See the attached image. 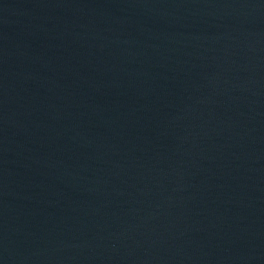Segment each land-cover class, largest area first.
Returning a JSON list of instances; mask_svg holds the SVG:
<instances>
[{
    "label": "water",
    "instance_id": "obj_1",
    "mask_svg": "<svg viewBox=\"0 0 264 264\" xmlns=\"http://www.w3.org/2000/svg\"><path fill=\"white\" fill-rule=\"evenodd\" d=\"M0 264H264V0H0Z\"/></svg>",
    "mask_w": 264,
    "mask_h": 264
}]
</instances>
